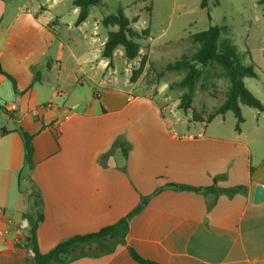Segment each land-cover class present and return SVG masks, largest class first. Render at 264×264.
I'll return each mask as SVG.
<instances>
[{
  "label": "crops",
  "instance_id": "obj_1",
  "mask_svg": "<svg viewBox=\"0 0 264 264\" xmlns=\"http://www.w3.org/2000/svg\"><path fill=\"white\" fill-rule=\"evenodd\" d=\"M32 1L26 8L20 0H0V64L17 83L16 92L7 90L10 81L0 73V104L8 112L0 110V130L10 132L0 135V264L33 261L27 247L36 220L33 185L43 203L44 220L37 229L41 253L73 236L98 232L142 207L129 222L125 244L93 243L66 264H139L130 248L160 264H264V205L252 204L255 187L264 184V112L254 109L258 113L252 123L244 115L239 131L237 122L225 126L226 115L208 124L185 115L193 124L178 131L183 123L179 110L152 95H139L128 79L127 89L98 81L97 70L106 76L109 64L101 57L107 36L97 22L89 27L92 10L76 25L74 0L75 21L52 13L60 0L49 6ZM64 27L79 37L66 41L60 33ZM46 60L48 73L72 65L66 77L59 76V87L42 75ZM110 75L119 82L116 70ZM87 81L94 88L88 97L82 92ZM37 84L50 94L39 101L41 108L32 109ZM253 94L264 105V97ZM78 104L81 113L73 110ZM10 105L18 109L10 111ZM36 109L39 116L33 114ZM218 119L222 122L215 124ZM19 128L33 136L32 184L19 182L24 165ZM119 137L131 146L128 158L120 147L113 148ZM215 179L220 188L243 185L247 191L233 197L205 192ZM179 185L201 191L180 190Z\"/></svg>",
  "mask_w": 264,
  "mask_h": 264
},
{
  "label": "rangeland",
  "instance_id": "obj_2",
  "mask_svg": "<svg viewBox=\"0 0 264 264\" xmlns=\"http://www.w3.org/2000/svg\"><path fill=\"white\" fill-rule=\"evenodd\" d=\"M29 1L20 0V4L28 8ZM261 1L219 0L217 5L215 0H208L207 6L203 8L201 6L203 0H101L91 11L89 19L91 29L97 22L100 33L106 37L108 29L102 24L103 18L117 15L122 11L130 21L137 20L132 24L134 30L142 34L149 29V33L135 39L141 47L139 58L129 61L125 57L124 49L118 48L115 51L112 65L107 68L106 76L103 69L97 70L98 81L106 80L108 83L103 84L105 86L127 89L125 80L128 79L130 83L136 84V88L132 86V90L139 95L148 94L157 97L158 101L178 111L181 97L187 89L176 84L184 78L186 71H168L166 66L180 61L184 55L191 56L197 51L198 45L193 42V35L207 31L211 26H219L227 29V34H224L223 39H228L232 43L234 49L240 54L242 63L255 66L259 78L245 79L247 88L256 95L264 97V4H261ZM32 2L46 3L49 6L53 0H33ZM59 2L60 5L51 10L52 13H62L65 15L63 16L64 21H75L77 16L73 14L71 0H60ZM12 7L13 4L10 5V8ZM55 28L57 29V26ZM60 33L66 41L79 37V33L68 32L66 27ZM143 61L144 64H142ZM48 64L49 61L46 60L42 75L46 76L47 80L55 81L59 87L60 77H66L72 65L69 63V69L62 70L61 73L58 69L48 73ZM92 66L96 68L97 62H93ZM113 70H116L118 83H115L114 76L110 75ZM222 73V68L214 65L195 83L192 106L204 118L215 111L226 98L230 83L221 75ZM5 88L11 92L13 90L10 82L6 83ZM85 88L82 92L88 97V93L91 95L94 90L93 85L87 81ZM46 89L41 84L36 85L30 105L32 109L41 108L38 106L39 101L47 99L50 94ZM60 100L57 98L55 102L59 103ZM0 102L3 103V100ZM242 113L248 123H252L253 117L258 112L248 106H243ZM43 114L47 118L51 112L47 110ZM177 116L183 120V123L177 126L178 131L193 124L189 123L190 117L188 120L183 111L179 110ZM225 117V126L234 127L237 122L234 114L228 112ZM221 120L218 119L215 124L222 122ZM213 129H221V126L215 125Z\"/></svg>",
  "mask_w": 264,
  "mask_h": 264
},
{
  "label": "trees",
  "instance_id": "obj_3",
  "mask_svg": "<svg viewBox=\"0 0 264 264\" xmlns=\"http://www.w3.org/2000/svg\"><path fill=\"white\" fill-rule=\"evenodd\" d=\"M101 0H74L73 5L79 8V15L76 21V25L84 23L90 14L93 7L97 6ZM216 4H219V0H215ZM208 0H203L202 7L207 6ZM264 4V0L260 2ZM150 7L148 11L150 12ZM137 20L130 21L123 12H119L117 15H109L102 20V24L110 29L107 34V40L103 45L101 57L108 60V66L112 65L115 51L122 47L125 52V57L129 61H134L140 56V44L135 39L142 35H148L149 29H146L142 34H139L132 24ZM224 34H227V29L219 26H211L207 31L197 33L193 35L192 40L198 45L197 51L191 56L184 55L180 61L173 64H168L166 69L168 71H186L184 78L177 83L179 87L187 89L180 100L178 110L183 111L186 116H190L191 122H203L210 123L216 116H224L228 112H232L237 120L236 130H240V125L244 121L241 106L245 105L259 112H264L263 103L247 88L245 79H255L258 74L253 64H244L240 59V54L234 49L232 43L228 39H223ZM144 64V61L142 62ZM214 65L222 68L224 76L230 83L226 98L224 102L215 109L207 118L197 113L192 106L194 86L195 83L201 78V76L208 72V69ZM143 67V66H142ZM0 73L7 77L11 82L13 90L17 91L16 80L7 74L1 64ZM39 78V74H36L35 81ZM135 82V80H132ZM94 92V91H93ZM95 96V94H93ZM0 110L8 113L5 106L0 104ZM24 144V165L19 173L20 184L24 181L33 183L31 173L35 167L33 160L34 145L33 136L25 131L23 128L16 130ZM10 133L6 129L0 130V135H7ZM120 147L124 153L125 158H128L130 151V144L123 137H119L113 148ZM113 151V150H112ZM109 155L107 153L103 157ZM253 172V168H251ZM169 187L176 188V185H169ZM33 192L31 197L34 199L33 206L36 210V220L34 225L28 230V243L27 247L33 253V261L28 264H66L73 260L77 255L76 252L83 249L85 246H90L93 243L101 242H117L125 244L126 236L129 229V222L142 207L135 208L127 216L119 220L117 223L104 227L98 232L89 233L85 235H76L69 239H66L57 244L52 250L47 253H41L37 242V229L40 223L44 220L43 215V203L41 195L33 185ZM207 193H212L216 196L226 194L229 197H233L238 193H245L247 186H236L232 188H220L217 186V180L214 183L204 189ZM215 202L210 203L209 208L214 206ZM132 258L139 264H160L151 260L142 258L132 248L129 249Z\"/></svg>",
  "mask_w": 264,
  "mask_h": 264
},
{
  "label": "water",
  "instance_id": "obj_4",
  "mask_svg": "<svg viewBox=\"0 0 264 264\" xmlns=\"http://www.w3.org/2000/svg\"><path fill=\"white\" fill-rule=\"evenodd\" d=\"M73 110L77 113L82 112V104H78L77 106L73 107ZM178 188L180 190H187L192 192H199L201 191L200 188L188 186V185H179ZM252 204L254 206L261 207L264 205V184L257 185L254 190Z\"/></svg>",
  "mask_w": 264,
  "mask_h": 264
},
{
  "label": "built area",
  "instance_id": "obj_5",
  "mask_svg": "<svg viewBox=\"0 0 264 264\" xmlns=\"http://www.w3.org/2000/svg\"><path fill=\"white\" fill-rule=\"evenodd\" d=\"M48 107H51V106H48ZM46 108V107H45ZM18 108H17V106L16 105H10V107H9V110L10 111H16ZM33 114L35 115V116H39L40 115V109H36V110H33Z\"/></svg>",
  "mask_w": 264,
  "mask_h": 264
}]
</instances>
